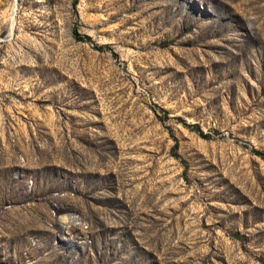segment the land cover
Here are the masks:
<instances>
[{"label":"rangeland","instance_id":"374dc122","mask_svg":"<svg viewBox=\"0 0 264 264\" xmlns=\"http://www.w3.org/2000/svg\"><path fill=\"white\" fill-rule=\"evenodd\" d=\"M0 264H264V0H0Z\"/></svg>","mask_w":264,"mask_h":264},{"label":"trees","instance_id":"16d2710c","mask_svg":"<svg viewBox=\"0 0 264 264\" xmlns=\"http://www.w3.org/2000/svg\"><path fill=\"white\" fill-rule=\"evenodd\" d=\"M187 127L195 131H198V133L202 134L200 128L196 124H191V125H188ZM256 153L261 154L259 151H256Z\"/></svg>","mask_w":264,"mask_h":264}]
</instances>
